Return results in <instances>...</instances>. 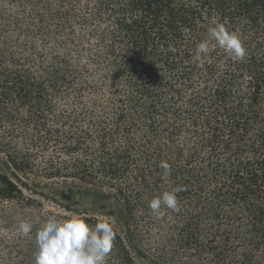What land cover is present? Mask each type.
Here are the masks:
<instances>
[{
    "label": "trees",
    "instance_id": "1",
    "mask_svg": "<svg viewBox=\"0 0 264 264\" xmlns=\"http://www.w3.org/2000/svg\"><path fill=\"white\" fill-rule=\"evenodd\" d=\"M216 23L243 61L194 60ZM68 213L108 264H264V0H0V264Z\"/></svg>",
    "mask_w": 264,
    "mask_h": 264
},
{
    "label": "clouds",
    "instance_id": "2",
    "mask_svg": "<svg viewBox=\"0 0 264 264\" xmlns=\"http://www.w3.org/2000/svg\"><path fill=\"white\" fill-rule=\"evenodd\" d=\"M207 39L196 45L194 60L202 62L214 48H220L230 59L243 61L247 55L244 41L239 34L225 25L216 23L208 29ZM164 177L171 174L166 162L159 165ZM180 187L163 191L149 201V208L157 215L162 209L179 210L177 193ZM33 229L30 221H21L17 232L29 236ZM116 232L111 218H100L92 225L83 216L68 213L66 218H50L37 229L34 243V264H108L113 250Z\"/></svg>",
    "mask_w": 264,
    "mask_h": 264
},
{
    "label": "rangeland",
    "instance_id": "3",
    "mask_svg": "<svg viewBox=\"0 0 264 264\" xmlns=\"http://www.w3.org/2000/svg\"><path fill=\"white\" fill-rule=\"evenodd\" d=\"M150 259H151V257H150ZM145 264H147V263H145Z\"/></svg>",
    "mask_w": 264,
    "mask_h": 264
}]
</instances>
